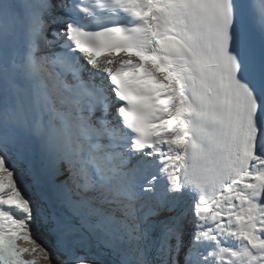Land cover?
<instances>
[{"label": "snow or ice", "instance_id": "6c2138e0", "mask_svg": "<svg viewBox=\"0 0 264 264\" xmlns=\"http://www.w3.org/2000/svg\"><path fill=\"white\" fill-rule=\"evenodd\" d=\"M0 264H264V0H0Z\"/></svg>", "mask_w": 264, "mask_h": 264}, {"label": "bare ground", "instance_id": "6f19581e", "mask_svg": "<svg viewBox=\"0 0 264 264\" xmlns=\"http://www.w3.org/2000/svg\"><path fill=\"white\" fill-rule=\"evenodd\" d=\"M43 235V233L41 232V233H39V236H42ZM38 242H41V243H44L45 244V246H47V238L46 239H44V240H42V239H40Z\"/></svg>", "mask_w": 264, "mask_h": 264}]
</instances>
